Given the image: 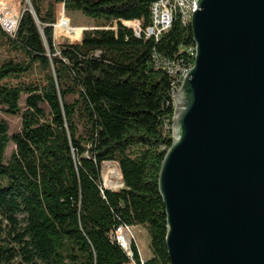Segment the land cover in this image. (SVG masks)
<instances>
[{
	"label": "trees",
	"instance_id": "1",
	"mask_svg": "<svg viewBox=\"0 0 264 264\" xmlns=\"http://www.w3.org/2000/svg\"><path fill=\"white\" fill-rule=\"evenodd\" d=\"M29 1L45 40L25 0L15 33L0 24V113L21 119L14 132L0 119V264H143L130 233L133 258L112 237L121 225L149 233L145 264H170L159 174L176 92L154 56L187 63L190 23L177 12L146 39L133 23L152 33L159 0ZM59 6L93 21L79 43L56 45ZM107 162L132 166L133 184L106 189Z\"/></svg>",
	"mask_w": 264,
	"mask_h": 264
},
{
	"label": "water",
	"instance_id": "2",
	"mask_svg": "<svg viewBox=\"0 0 264 264\" xmlns=\"http://www.w3.org/2000/svg\"><path fill=\"white\" fill-rule=\"evenodd\" d=\"M191 29L159 174L170 264H264V0H195Z\"/></svg>",
	"mask_w": 264,
	"mask_h": 264
},
{
	"label": "rangeland",
	"instance_id": "3",
	"mask_svg": "<svg viewBox=\"0 0 264 264\" xmlns=\"http://www.w3.org/2000/svg\"><path fill=\"white\" fill-rule=\"evenodd\" d=\"M25 10L22 0H0V24L7 32L15 33L19 19ZM58 25L54 27V38L56 45L79 43L83 30H90L93 21L81 13H67L63 6L58 7ZM15 21V22H14ZM138 24L133 23L132 29H137ZM0 119L6 121L11 132L20 128V117H8L0 113ZM15 149L14 144L10 143L7 151V159ZM105 166L103 171V166ZM102 166V177L105 188L108 190L119 191L134 182V169L132 166H122L116 162H107ZM105 175H107L105 179ZM130 233L136 243L142 261L149 260L152 251L150 249L151 238L147 230L142 227H134ZM125 239L127 237L125 235ZM126 248V246H125Z\"/></svg>",
	"mask_w": 264,
	"mask_h": 264
},
{
	"label": "built area",
	"instance_id": "4",
	"mask_svg": "<svg viewBox=\"0 0 264 264\" xmlns=\"http://www.w3.org/2000/svg\"><path fill=\"white\" fill-rule=\"evenodd\" d=\"M166 1H173V8H166ZM180 8H188L187 23H190V19L194 13L195 0L157 1L156 3L153 4V17H157L158 32L157 33L147 32V28L145 29V31H142L140 25L137 23L138 28L134 29L136 36L141 37L144 35L146 39H150V34H157L160 40L163 34L170 31L175 21H177V11H179ZM10 31L11 30H9L8 32L12 34ZM183 48L184 47H181L182 50ZM191 58L192 56L189 58V61L191 60ZM189 61L187 63H185L184 61L181 62L171 61L157 52V60L154 61V65L157 69H162L168 72V74L172 77L173 85L175 87V92H177V87L179 86V83H176V76L185 77V75L188 74ZM133 228L134 227L128 225H121L112 233V237L115 238V240L119 244L126 245L127 251H129V253L132 254V258H133L132 249L130 248V245H127V240H125V233H133L132 232ZM143 264H145L144 260H143Z\"/></svg>",
	"mask_w": 264,
	"mask_h": 264
},
{
	"label": "bare ground",
	"instance_id": "5",
	"mask_svg": "<svg viewBox=\"0 0 264 264\" xmlns=\"http://www.w3.org/2000/svg\"><path fill=\"white\" fill-rule=\"evenodd\" d=\"M171 5H173V1H166V8L170 7ZM177 12L179 13L180 21L183 24H188L187 23V20H188V8H180V10L177 11ZM192 18H193V15H192V17L190 19V25H191ZM152 22H153V30H152V33H157L158 32V23H157V17H153V7H152ZM154 35H155L156 38H158L157 34H154ZM188 52L190 53V56L194 57V61H195L196 46H195V48H190ZM155 60H157V55L154 56V61ZM192 67L188 70V73L190 72V70L192 69ZM185 77H186V75H185ZM185 77L180 76V79H179V82H178L179 83V86H178L179 89H180L181 84H182L183 80L185 79ZM179 89H178V91H179Z\"/></svg>",
	"mask_w": 264,
	"mask_h": 264
},
{
	"label": "crops",
	"instance_id": "6",
	"mask_svg": "<svg viewBox=\"0 0 264 264\" xmlns=\"http://www.w3.org/2000/svg\"><path fill=\"white\" fill-rule=\"evenodd\" d=\"M152 257V253H151V255H150V257H148L149 259Z\"/></svg>",
	"mask_w": 264,
	"mask_h": 264
}]
</instances>
